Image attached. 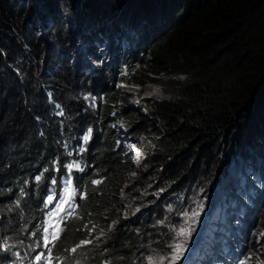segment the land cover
Wrapping results in <instances>:
<instances>
[{
    "label": "trees",
    "instance_id": "16d2710c",
    "mask_svg": "<svg viewBox=\"0 0 264 264\" xmlns=\"http://www.w3.org/2000/svg\"><path fill=\"white\" fill-rule=\"evenodd\" d=\"M29 5L41 7L46 36L25 17ZM93 38L107 42L109 51L120 43L113 69L130 83L156 84L162 94L140 95L138 105H130L133 90L126 97L115 89L107 71L96 79L106 88L103 114L83 108L76 90L85 80L71 62L83 52L98 56L85 43ZM53 94L65 108L54 120L48 114ZM118 96L123 130L157 148L145 168L136 170L114 150L111 132L105 137L102 118L110 117ZM81 120L94 129V169L87 174L90 186L99 182L89 191L85 219L107 232L99 255L111 264L131 263V252L147 242L169 246L164 226L176 212L166 214L161 201L197 198L205 204L217 175L241 157L264 173V0H0V184L21 175L33 151L36 163L49 159L62 131ZM94 126L103 128V139L97 141ZM122 189L129 203H140L138 214L122 212ZM160 192V200L153 198ZM260 202L264 213V188Z\"/></svg>",
    "mask_w": 264,
    "mask_h": 264
},
{
    "label": "clouds",
    "instance_id": "9594fccd",
    "mask_svg": "<svg viewBox=\"0 0 264 264\" xmlns=\"http://www.w3.org/2000/svg\"><path fill=\"white\" fill-rule=\"evenodd\" d=\"M40 15L39 5H29L26 8L25 17L36 22L30 24L41 27V36H46L47 27ZM71 36L68 35V42ZM85 43L95 49L98 56L93 58L83 52L78 63L72 60L71 64L78 77L85 80V84L77 87L76 95L84 104L83 108L103 114L101 110L105 109L102 106L106 88L96 84V79L108 71L112 73L110 77L115 79V89L123 90L121 84H129L131 77L120 76L121 70L113 69L110 64L116 57L115 53L122 50L118 44L112 45V50L109 51V44L103 40L93 38ZM68 47L67 45V50ZM84 49V44H81L79 50ZM90 83L94 89L90 88ZM140 97H136L129 104L137 106ZM52 98L48 114L50 119L54 120L65 108L54 94ZM122 102L121 100L117 107H110V117L104 119L107 116L105 115L102 118L106 122L105 137L111 132L114 136V150L118 149L128 156L136 170L142 169L147 167L149 157L154 152L147 154L146 150L149 148H146V144L130 138L123 130ZM86 112L87 110L82 111L83 114ZM81 122L82 120L79 126L75 125L67 131H62L60 148L53 151L49 159L47 156L43 162L36 163L33 151L23 160V173L16 174L10 184H0V264H94L92 262L95 260L91 259L90 255L97 257L100 264H111V258L102 256L103 252L99 255L103 251L107 232L102 227L90 228L87 225L88 220L85 219V203L90 197L89 191L96 185L90 186L87 174V168H93L94 163L93 152H90L94 149L91 147L94 129L92 122L83 125ZM94 128L97 129V141L103 139V128ZM85 135H89L87 141L84 140ZM69 164L74 165L71 170L67 167ZM77 164L79 168L75 167ZM230 168L227 172L217 175L219 180L209 187V197L204 209L211 207V211L207 210L205 213L204 210L201 217H206L207 221L215 211L212 216V228L208 229V224H204L197 244L189 247L180 260H171L177 239L171 219L164 226L167 233L164 243L169 242V246L162 249L156 247L153 242H147L143 250L134 249L131 252L133 262L122 264H240L241 261L245 264H255L258 259L264 258V228L258 229L264 219L260 202L264 173L256 165L253 169L250 168L248 172L256 175V178L262 176L257 187H252L241 197L227 198L225 194H229L231 188L225 187L224 178L229 174ZM242 169H246V166L243 165ZM135 174L133 169L132 176ZM37 176L40 177L39 180L36 179ZM135 189L144 196L138 185H135ZM220 190L223 193H220ZM121 195L122 212L125 214L131 211L133 215L138 214L140 203H129L124 189ZM49 197H52L51 202H48ZM109 226L114 228L113 221ZM44 228L48 231L45 232ZM75 230H79L81 235L72 237L71 234ZM210 232L212 235H209ZM53 234H57L59 238L46 248L44 238L51 240ZM252 243H255V247ZM37 255H41L42 259L37 261Z\"/></svg>",
    "mask_w": 264,
    "mask_h": 264
},
{
    "label": "rangeland",
    "instance_id": "374dc122",
    "mask_svg": "<svg viewBox=\"0 0 264 264\" xmlns=\"http://www.w3.org/2000/svg\"><path fill=\"white\" fill-rule=\"evenodd\" d=\"M118 45L120 46L121 44L119 43ZM140 67L141 64L140 66L136 67V70H139ZM143 70L146 71L145 72L146 76H151L149 69L144 67ZM131 80L132 79L128 81L129 84L127 83L121 84L122 85L121 89H123L124 93H126V97H128L129 95L128 89L133 90L132 92L133 98L140 97V95H144L145 97H158L162 94L160 90L161 87H158L156 84L148 83L144 86H141L138 84L130 83ZM119 91L121 93L123 92L121 90ZM120 96H118L116 107L119 105V102L121 101L122 97ZM156 149L157 148L155 147L149 148L146 150V153L152 154L153 152H155ZM249 158H250L249 156L241 157L237 161L238 164L235 167H231L229 174L224 178L225 187L231 188V192L229 194H225L227 198L241 197L243 193L251 190L252 187H257L259 178H262V176L256 178V175H252L250 172H248L250 168L253 169V167L255 166V164H253L250 160H248ZM242 165H245L246 169H241ZM239 186H240V190L238 188ZM220 193H223L222 190H220ZM160 196H161V192L159 196L153 198H157L160 200ZM186 206L187 208H185ZM159 207L166 209V214H172L176 212V214L173 215L171 218L172 219L171 226L175 228L174 231L177 235L176 245L177 244L182 245V248L180 250V257L178 260H180L183 257L184 253L187 251L189 247L195 246L197 244L198 240L200 239V236L202 235V228H203L202 226L204 224L206 225L208 224L209 226L208 229H210V226L211 228L213 226L212 216L213 214H215V211H213L211 217L208 218L206 221V217H201L202 213L204 210L205 213L207 210L211 211V207H207L206 209H204L205 208L204 204L199 203L197 198H190L189 200H187L186 204H184V202L179 198H173L170 201H161ZM181 229L185 230L186 233L185 235L180 234ZM206 234H208V232H206ZM209 235H212V233L210 232ZM206 244L208 245L207 241ZM255 264H264V258L258 259V261Z\"/></svg>",
    "mask_w": 264,
    "mask_h": 264
},
{
    "label": "snow or ice",
    "instance_id": "6c2138e0",
    "mask_svg": "<svg viewBox=\"0 0 264 264\" xmlns=\"http://www.w3.org/2000/svg\"><path fill=\"white\" fill-rule=\"evenodd\" d=\"M90 133H91V129H89V134H90ZM88 139H89V135H85V136H84V140L87 141ZM73 166H74V165H72V164L67 165V167H68L69 170H71V169L73 168ZM75 167H76V168H79V165L77 164V165H75ZM36 179L39 180L40 177L37 176ZM98 182H99V181H96V180H93V181H92L93 184H96V183H98ZM82 198H83V197H82ZM51 200H52V197H49V198H48V202H51ZM62 202H63V201H62ZM44 231L47 232L48 229H47V228H44ZM180 234H181V235H185V234H186V233H185V230H184V229H181V230H180ZM58 238H59V237H58L57 234H53L51 240H49L48 237H45V238H44V246L47 248L48 245H49L50 243H52L53 241L57 240ZM82 243H85V242H82ZM88 243H90V241H89ZM181 248H182V245H180V244H177V245L175 246V249H174L173 255H172V257H171V260H172L173 262L179 259ZM49 251H50V249H49ZM72 251H75V249H72ZM35 259H36L37 261H39V260L42 259V256H41V255H37V256L35 257ZM240 264H245V262H244V261H241Z\"/></svg>",
    "mask_w": 264,
    "mask_h": 264
},
{
    "label": "bare ground",
    "instance_id": "6f19581e",
    "mask_svg": "<svg viewBox=\"0 0 264 264\" xmlns=\"http://www.w3.org/2000/svg\"><path fill=\"white\" fill-rule=\"evenodd\" d=\"M239 180H240V178H239ZM236 181H237V179H236ZM238 182H239V181H238ZM239 183H240V182H239ZM239 187H240V186H239ZM239 187H238V188H239ZM210 228H211V226H210Z\"/></svg>",
    "mask_w": 264,
    "mask_h": 264
}]
</instances>
